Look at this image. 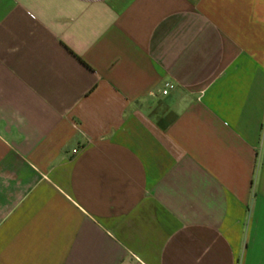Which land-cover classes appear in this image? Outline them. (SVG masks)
I'll return each instance as SVG.
<instances>
[{"label":"crops","instance_id":"1","mask_svg":"<svg viewBox=\"0 0 264 264\" xmlns=\"http://www.w3.org/2000/svg\"><path fill=\"white\" fill-rule=\"evenodd\" d=\"M0 264H264V0H0Z\"/></svg>","mask_w":264,"mask_h":264},{"label":"built area","instance_id":"2","mask_svg":"<svg viewBox=\"0 0 264 264\" xmlns=\"http://www.w3.org/2000/svg\"><path fill=\"white\" fill-rule=\"evenodd\" d=\"M172 88H173V85L170 84V85L167 87V89H165V90L163 91V95H164V96H167Z\"/></svg>","mask_w":264,"mask_h":264}]
</instances>
